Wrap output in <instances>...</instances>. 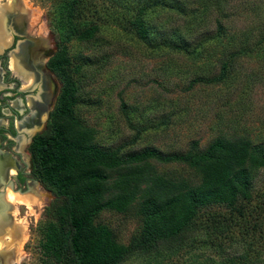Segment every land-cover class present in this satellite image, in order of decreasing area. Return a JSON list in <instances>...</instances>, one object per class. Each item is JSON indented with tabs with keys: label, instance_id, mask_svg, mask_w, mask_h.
<instances>
[{
	"label": "trees",
	"instance_id": "16d2710c",
	"mask_svg": "<svg viewBox=\"0 0 264 264\" xmlns=\"http://www.w3.org/2000/svg\"><path fill=\"white\" fill-rule=\"evenodd\" d=\"M103 1L61 0L53 19L61 41L93 39L100 22L110 15L104 14ZM121 2L122 21L153 48L184 53L195 61L204 51L212 54L207 50L214 43L201 33L200 23L190 18L182 30L175 28L159 39L151 34L147 11L167 9L184 17L182 1L116 0L110 5ZM224 28L220 20L215 30L220 34ZM262 29L256 41L260 47L264 45ZM247 40L221 51L215 59L217 73L197 75L190 87L227 81L237 60L251 52ZM48 62L62 86L51 121L31 144L32 173L55 196L48 208L55 222L44 232L42 254L58 264H122L139 253L205 246L221 260L264 262V188L255 182L257 173L264 170L261 144L221 134L203 149L194 141L187 150L170 153L147 147L123 153L124 145L115 150L101 147L74 115L76 87L68 58L60 50ZM121 112L128 118L124 102ZM140 131L130 142L140 137ZM152 161L185 165L197 173V179L158 174ZM212 205L226 206L229 214L211 211L201 218ZM105 209L120 214L133 211L138 216L142 226L127 244L117 242L111 226L96 222Z\"/></svg>",
	"mask_w": 264,
	"mask_h": 264
},
{
	"label": "rangeland",
	"instance_id": "374dc122",
	"mask_svg": "<svg viewBox=\"0 0 264 264\" xmlns=\"http://www.w3.org/2000/svg\"><path fill=\"white\" fill-rule=\"evenodd\" d=\"M112 1L116 0L103 1L107 7L104 14L110 15L100 22V30L93 39L81 42L73 38L65 42L53 27L61 0H20L29 10L31 24L48 34L56 53L61 50L68 58L69 73L76 87L73 112L92 132L91 140L111 150L124 145L123 153L144 147L170 153L187 150L194 141L203 149L224 134L250 138L264 149V45L256 43L262 28L264 32V0H180L187 12L184 17L167 9L148 10L145 17L151 25V34L159 36L158 39L175 28L183 29L189 18L200 23L201 33L214 45L207 50L212 54L204 51L197 61L184 53L153 48L138 39L122 21V2L111 7ZM220 20L225 28L218 34L215 28ZM245 39L251 52L237 60L227 81L190 87L197 75L216 74V56ZM54 75L59 96L62 82ZM121 102L126 105L129 119L121 112ZM49 121L51 117L42 123L41 130ZM138 128L140 137L130 142ZM19 151L27 164L32 162L29 143ZM151 165L158 174H183L197 179V173L182 164L152 161ZM25 166L30 171V165ZM11 170L14 168H10V173ZM255 182L264 188V170L257 173ZM54 199L51 192L38 185L23 193L8 189L10 215L20 235L16 237L18 262L13 264H58L56 259L42 254L41 246L46 228L55 222L48 210ZM211 211L229 214L226 206L212 205L204 209L201 218L205 219ZM96 222L111 226L121 244H127L142 226L133 211L120 214L105 209ZM122 264L242 263L221 260L212 249L201 246L139 253ZM253 264L264 262L257 260Z\"/></svg>",
	"mask_w": 264,
	"mask_h": 264
},
{
	"label": "flooded vegetation",
	"instance_id": "af4514ba",
	"mask_svg": "<svg viewBox=\"0 0 264 264\" xmlns=\"http://www.w3.org/2000/svg\"><path fill=\"white\" fill-rule=\"evenodd\" d=\"M1 7L6 8L4 37L9 40L0 46V226L7 228L0 234L6 241L0 239V247L17 243L18 228L11 227L15 223L10 215L8 189L23 193L32 185L44 188L32 173V162L27 164L19 150L28 143L31 146L33 138L46 130L49 122L44 130L41 127L50 119L58 98L55 73L48 62L57 54L53 41L31 24L29 10L20 0H0ZM11 64L21 68L25 77L33 76L28 87L24 86L25 77L15 73ZM42 114H45L43 120ZM29 160H32L31 153ZM21 164L25 169V165H30V171ZM10 168H14L13 173Z\"/></svg>",
	"mask_w": 264,
	"mask_h": 264
},
{
	"label": "water",
	"instance_id": "95a60500",
	"mask_svg": "<svg viewBox=\"0 0 264 264\" xmlns=\"http://www.w3.org/2000/svg\"><path fill=\"white\" fill-rule=\"evenodd\" d=\"M33 134H35L34 131L32 133V136H33ZM14 226L16 228V225H12L11 227L14 228ZM6 229L7 228L0 226V234H2L4 232V230H6ZM18 236L20 237L19 234H18ZM0 239L3 240L4 242H6L4 240V237H0ZM17 247H18V244L15 242L11 245L2 244L0 247V264H13V263L18 262Z\"/></svg>",
	"mask_w": 264,
	"mask_h": 264
},
{
	"label": "bare ground",
	"instance_id": "6f19581e",
	"mask_svg": "<svg viewBox=\"0 0 264 264\" xmlns=\"http://www.w3.org/2000/svg\"><path fill=\"white\" fill-rule=\"evenodd\" d=\"M5 7H7V5H5ZM3 12H6V8H3V7H1L0 8V46H2V43L3 44H6L5 42H7L9 39H7V38H5L4 37V15H3ZM11 68L14 70V72L15 73H17L19 76H21V77H25V74L24 75H22V69L20 68V69H18V68H16V67H14L13 66V64H11ZM21 72V73H20ZM32 77L33 76H29L28 75V77H25V81H24V86H25V88L26 87H28V85H30L31 84V80H32ZM46 89V88H45ZM39 100V102L41 103L42 102V100L41 99H38ZM30 102V101H29ZM33 111V110H32ZM35 113H37V111H35V112H32V115H34ZM45 115V114H44ZM44 115L42 114V116H41V119H43V117H44ZM45 118V117H44ZM25 121V120H24ZM20 123V122H19ZM30 127V126H29ZM31 132H32V130H31ZM28 133V132H27ZM12 171V170H11ZM14 171V170H13Z\"/></svg>",
	"mask_w": 264,
	"mask_h": 264
}]
</instances>
